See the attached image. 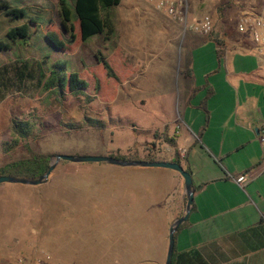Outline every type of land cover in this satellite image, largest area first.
I'll return each instance as SVG.
<instances>
[{
	"label": "rangeland",
	"instance_id": "374dc122",
	"mask_svg": "<svg viewBox=\"0 0 264 264\" xmlns=\"http://www.w3.org/2000/svg\"><path fill=\"white\" fill-rule=\"evenodd\" d=\"M66 1L73 6L74 0ZM124 1L109 8L115 24L111 35L89 36L84 41L74 42L69 53H61L43 32L47 24L60 32L58 0H0V4L7 2L10 7L24 9V15L13 18L0 6V40L9 46L0 49V72L5 76L7 69L11 76L15 67L25 66L34 78H27L16 88L13 77L4 81L0 74V148L3 142L12 139L10 119L16 118L30 122L32 135L25 141L31 150L49 153V160L55 155L118 154L144 161L163 158L162 142L154 139V134L163 137L159 122H169L173 113L179 111L175 107L136 93L134 80L120 85L107 102L84 93L63 94L57 88L46 90L44 81L48 77L45 75L50 70L77 73L88 66L91 68L97 64L98 55L116 63L118 50L138 67L139 72L133 76L136 80L148 75L143 67L145 62L163 60L166 63L165 53L171 56L170 50L175 47L177 55L180 48L204 49L203 58L210 64L207 54L216 47V40L222 39V32L228 37L242 35L238 30L240 16L235 4L225 8L223 0H202L197 9L199 14L212 16L215 8H220L218 24L214 29L213 22L212 38L196 34L200 41L187 42L175 37L176 23L166 14L152 21L145 12L135 11V27L128 34L122 28L128 10ZM23 23L29 25V36L15 41L7 37L10 27ZM156 49L160 52L151 61ZM181 62L187 63L184 54H181ZM59 63L64 66H56ZM87 116L101 120L104 127L97 130L88 126ZM25 141H20L7 153L0 149V166L28 156L23 146ZM155 146L159 147L154 149ZM167 171L158 166L125 167L106 162L59 160L46 182L40 185L1 183L0 258L12 260L24 255L32 259L47 252L51 261L64 264H115L114 254L119 252L128 258L137 255L141 261L152 260L161 230L111 224L123 218L121 216L144 224L145 218L153 216L155 213L148 210L153 203H158L161 188L167 191L171 187L163 174Z\"/></svg>",
	"mask_w": 264,
	"mask_h": 264
},
{
	"label": "crops",
	"instance_id": "0c3cea01",
	"mask_svg": "<svg viewBox=\"0 0 264 264\" xmlns=\"http://www.w3.org/2000/svg\"><path fill=\"white\" fill-rule=\"evenodd\" d=\"M156 1L125 0L128 10L123 30L132 33L135 11L145 12L152 21L166 14L157 9ZM200 3L202 0H186L183 10L190 22L205 15L197 11ZM232 4L240 19L248 23L254 14L264 19V0L222 2L225 8ZM215 9L210 16L214 29L220 8ZM174 22L176 38L187 42L195 39L197 43L201 38L196 34L204 35L185 31ZM214 29L204 37L212 38ZM221 34L222 39L216 40V47L207 54L210 64L205 63L204 49L180 48L179 56L175 53L178 49L171 48V56L165 53L166 63L145 62L147 76L136 80L133 76L139 69L132 65L135 72L119 81L116 93L120 85L134 80L136 93L163 100L179 110L169 122H159L158 129L167 128L168 135L173 137L172 144L154 134L165 152L163 158L155 160L172 161L174 148L182 149L185 154L182 157L178 153L179 162L192 177L191 210L175 232L176 251L188 256L198 254L201 264H264V144L258 139L259 126L264 122V56L247 31L238 38ZM159 52H152L150 60L154 61ZM181 54L186 56L187 63L181 62ZM167 170L163 174L171 187L167 191L161 188L158 203L148 210L155 213L153 216L145 218L144 224L130 222L124 216L111 224L161 230L155 255L152 260L141 261L137 255L128 258L117 252L115 264H164L168 229L184 213L186 199L182 176ZM158 174L162 176V172ZM241 175H251L243 187L234 180Z\"/></svg>",
	"mask_w": 264,
	"mask_h": 264
},
{
	"label": "trees",
	"instance_id": "16d2710c",
	"mask_svg": "<svg viewBox=\"0 0 264 264\" xmlns=\"http://www.w3.org/2000/svg\"><path fill=\"white\" fill-rule=\"evenodd\" d=\"M120 0H74L73 6H70L66 0H58L57 12L60 18V32L53 29L51 24L44 26V36L51 42L52 46L61 53H69L73 50L74 42L84 41L89 36L96 34L111 35L114 32V22L111 18L109 8L118 6ZM6 9V13L13 18H19L24 15L23 8L10 7L7 2L0 4ZM73 16L75 19H73ZM7 37L16 40L19 37H27L31 34L28 23H23L18 26L10 27L7 32ZM66 35V36H65ZM71 46V47H70ZM9 47L7 43L0 40V49ZM116 58L111 60L103 55H98L97 64L91 68L86 67L80 72H58L57 70H50V73L45 75L47 78L44 81V88L52 90L57 88L59 92L66 94H79L98 98L101 101L109 102L114 93H116V86L124 76L132 75L135 72L134 66L127 61L126 57L121 54V51H116ZM62 67L64 63L56 64ZM23 67V68H22ZM15 67L14 75H8L6 69L5 76L2 75L1 80H9L11 77L15 80L14 86L18 88L19 84L23 85L27 78H32V73L25 66ZM5 69V68H4ZM0 80V83H1ZM45 80V78H44ZM5 83L2 82V85ZM40 84V81H39ZM18 86V87H17ZM88 126L100 130L104 127L101 120L94 118H85ZM13 137L9 142H3L1 151L7 153L18 146L20 141H25L32 135V126L27 120L10 119ZM80 126H76L78 129ZM165 142L173 141V137L168 135L167 128L162 130ZM23 146L28 152V156L19 159L10 160L0 166V175H11L15 177H29V179H36L46 171L49 165V153H40L30 149L26 141ZM173 162L180 163L178 151L174 148ZM118 158H125L118 154L111 155ZM128 159V158H125ZM152 160V159H149ZM176 237V233L174 234ZM177 252L174 246L173 256L171 258L172 264H201L199 255L188 256ZM199 261V262H198Z\"/></svg>",
	"mask_w": 264,
	"mask_h": 264
},
{
	"label": "built area",
	"instance_id": "2783aa9c",
	"mask_svg": "<svg viewBox=\"0 0 264 264\" xmlns=\"http://www.w3.org/2000/svg\"><path fill=\"white\" fill-rule=\"evenodd\" d=\"M186 0H157L156 7L159 10L164 11L167 16L173 21L182 25V29L185 31L197 32L208 36L213 29V20L208 15H203L199 20L190 22L187 19L186 13L183 10ZM264 19L261 15L254 14L251 22H246L240 19L238 23V30L247 31L251 41L256 44L258 50L264 56ZM258 139L261 144H264V122L259 126ZM178 153L183 157L185 152L182 149H178ZM264 166V163H263ZM251 178V175H241L234 178L235 182L240 187H243L246 182ZM0 264H64L62 262H53L47 252H41L39 255L32 259L27 256L19 255L12 260L0 258Z\"/></svg>",
	"mask_w": 264,
	"mask_h": 264
},
{
	"label": "water",
	"instance_id": "95a60500",
	"mask_svg": "<svg viewBox=\"0 0 264 264\" xmlns=\"http://www.w3.org/2000/svg\"><path fill=\"white\" fill-rule=\"evenodd\" d=\"M59 160H67L68 162L78 163V162H106L107 164L120 165V166H144L152 167L158 166L167 169L177 171L182 176L183 190L186 196L185 199V208L184 213L176 218L170 225L168 229L167 236V250L164 259V264H172L171 258L174 252V234L179 225H181L191 210V203L193 199V186H192V177L189 171L184 170L182 165L173 161H163V160H131L125 158H118L113 156H68V155H55L54 158L49 160V165L41 176L36 179H29V177H15L11 175H0V184L1 183H10V184H22L29 186L40 185L48 179L51 171L56 166Z\"/></svg>",
	"mask_w": 264,
	"mask_h": 264
}]
</instances>
